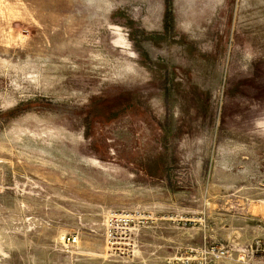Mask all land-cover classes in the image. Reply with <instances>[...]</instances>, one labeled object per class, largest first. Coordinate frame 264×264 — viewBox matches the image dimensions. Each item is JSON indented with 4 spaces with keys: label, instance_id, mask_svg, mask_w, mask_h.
Returning a JSON list of instances; mask_svg holds the SVG:
<instances>
[{
    "label": "rangeland",
    "instance_id": "374dc122",
    "mask_svg": "<svg viewBox=\"0 0 264 264\" xmlns=\"http://www.w3.org/2000/svg\"><path fill=\"white\" fill-rule=\"evenodd\" d=\"M251 1L0 0V264H264Z\"/></svg>",
    "mask_w": 264,
    "mask_h": 264
},
{
    "label": "built area",
    "instance_id": "2783aa9c",
    "mask_svg": "<svg viewBox=\"0 0 264 264\" xmlns=\"http://www.w3.org/2000/svg\"><path fill=\"white\" fill-rule=\"evenodd\" d=\"M67 240H68L69 243L74 244L75 242H77L78 237L75 236V235H70V236L67 237ZM212 252H213L216 256H220V253H221L222 251L220 252L217 248L214 247V248L212 249Z\"/></svg>",
    "mask_w": 264,
    "mask_h": 264
},
{
    "label": "bare ground",
    "instance_id": "6f19581e",
    "mask_svg": "<svg viewBox=\"0 0 264 264\" xmlns=\"http://www.w3.org/2000/svg\"><path fill=\"white\" fill-rule=\"evenodd\" d=\"M252 1H253V0H252ZM252 1H251V2H252ZM255 2H256V1H255ZM257 3H258V2H257ZM259 4H260V3H259ZM259 4H258V6H259ZM261 8H262V7H261ZM260 10H261V9H260ZM263 13H264V12H263ZM248 16H249V15H248ZM246 19H248V18H246ZM261 23H263V22H261ZM245 24H246V23H245ZM246 25H247V24H246ZM261 25H262V24H261Z\"/></svg>",
    "mask_w": 264,
    "mask_h": 264
}]
</instances>
